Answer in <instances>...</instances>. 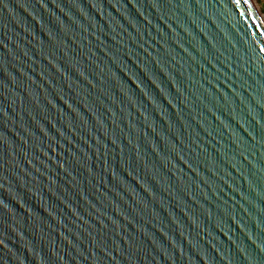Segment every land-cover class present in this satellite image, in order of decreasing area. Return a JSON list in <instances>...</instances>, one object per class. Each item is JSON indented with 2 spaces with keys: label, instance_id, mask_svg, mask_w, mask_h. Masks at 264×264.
<instances>
[{
  "label": "water",
  "instance_id": "water-1",
  "mask_svg": "<svg viewBox=\"0 0 264 264\" xmlns=\"http://www.w3.org/2000/svg\"><path fill=\"white\" fill-rule=\"evenodd\" d=\"M253 0H0V264H264Z\"/></svg>",
  "mask_w": 264,
  "mask_h": 264
},
{
  "label": "rangeland",
  "instance_id": "rangeland-1",
  "mask_svg": "<svg viewBox=\"0 0 264 264\" xmlns=\"http://www.w3.org/2000/svg\"><path fill=\"white\" fill-rule=\"evenodd\" d=\"M259 14L264 18V0H253Z\"/></svg>",
  "mask_w": 264,
  "mask_h": 264
},
{
  "label": "bare ground",
  "instance_id": "bare-ground-1",
  "mask_svg": "<svg viewBox=\"0 0 264 264\" xmlns=\"http://www.w3.org/2000/svg\"><path fill=\"white\" fill-rule=\"evenodd\" d=\"M254 4V3H253ZM254 7H255V5H254ZM255 9H256V11H257V13L259 14V12H258V10H257V8L255 7ZM259 17H260V20H261V23L263 24V26H264V18L259 14Z\"/></svg>",
  "mask_w": 264,
  "mask_h": 264
}]
</instances>
